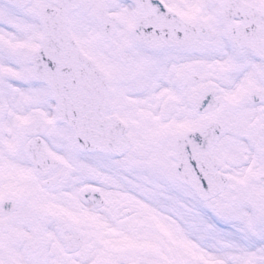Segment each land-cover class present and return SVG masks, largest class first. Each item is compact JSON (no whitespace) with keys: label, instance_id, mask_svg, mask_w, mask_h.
<instances>
[{"label":"snow or ice","instance_id":"obj_1","mask_svg":"<svg viewBox=\"0 0 264 264\" xmlns=\"http://www.w3.org/2000/svg\"><path fill=\"white\" fill-rule=\"evenodd\" d=\"M0 264H264V0H0Z\"/></svg>","mask_w":264,"mask_h":264}]
</instances>
